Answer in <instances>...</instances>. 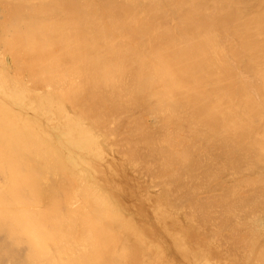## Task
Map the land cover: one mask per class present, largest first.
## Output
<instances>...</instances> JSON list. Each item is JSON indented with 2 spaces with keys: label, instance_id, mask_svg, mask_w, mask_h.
I'll return each mask as SVG.
<instances>
[{
  "label": "bare ground",
  "instance_id": "bare-ground-1",
  "mask_svg": "<svg viewBox=\"0 0 264 264\" xmlns=\"http://www.w3.org/2000/svg\"><path fill=\"white\" fill-rule=\"evenodd\" d=\"M0 264H264V0H0Z\"/></svg>",
  "mask_w": 264,
  "mask_h": 264
}]
</instances>
